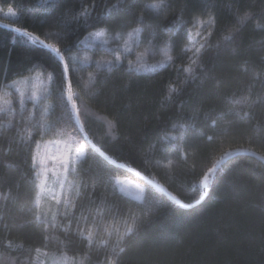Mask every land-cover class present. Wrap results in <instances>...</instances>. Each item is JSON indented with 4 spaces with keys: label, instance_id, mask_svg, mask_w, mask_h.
I'll use <instances>...</instances> for the list:
<instances>
[{
    "label": "trees",
    "instance_id": "obj_1",
    "mask_svg": "<svg viewBox=\"0 0 264 264\" xmlns=\"http://www.w3.org/2000/svg\"><path fill=\"white\" fill-rule=\"evenodd\" d=\"M133 29L138 45L123 55L83 45L97 30ZM44 45L59 49L67 72ZM146 47L155 54L145 63L160 61L163 49L172 60L130 70ZM79 52L86 64L71 62ZM33 73L49 77L42 100L13 98L0 111V264H35L39 253L70 264H264V162L254 156L210 173L191 208L143 181L142 200L114 183L133 176L125 166L191 204L224 158L249 151L264 159V0H0V95ZM72 106L92 144L118 165L88 145L68 179L89 187L71 191L54 220H37L35 144L63 127L84 141Z\"/></svg>",
    "mask_w": 264,
    "mask_h": 264
},
{
    "label": "rangeland",
    "instance_id": "obj_2",
    "mask_svg": "<svg viewBox=\"0 0 264 264\" xmlns=\"http://www.w3.org/2000/svg\"><path fill=\"white\" fill-rule=\"evenodd\" d=\"M97 31L89 34L83 43L84 46L91 43H99L117 56L130 52L138 45L137 41L139 42L138 33L128 40L127 46L125 45V40L128 39L127 33L129 31L121 35H110L105 32V36L97 40L94 39L92 35ZM193 33L194 32H192V34ZM103 40H107L108 43H103ZM196 40L195 33V38L191 39V44L194 45ZM151 49L152 48L149 47L143 49L137 58H140L142 54H147L143 55V58L138 59L136 62L144 64L146 58L154 53ZM165 53L168 55V51L163 49L160 61L145 63L146 68L141 70V72H151L148 68L152 66H155L154 70H156L157 67L160 68L161 64L167 61ZM70 60L73 64H86L88 61L83 52L71 56ZM48 83L49 77L42 76L38 73H33L11 82L3 89L0 95V111L9 108L13 98H17L21 105L27 101L36 105L42 100L45 90H47ZM12 95L14 96L12 97ZM51 136L53 137L50 139L37 142L34 149L35 166L37 169L35 205L38 215L44 219L53 217V214L61 209V205H65L63 202L64 198L68 197L70 193L69 185L71 181L68 179V173L71 170L66 171L63 165L73 154L76 147L85 144L74 130H67L66 127L55 130ZM74 141H78V143H74ZM115 181H119L120 183L117 185ZM114 183L123 195L136 200L143 199L145 193L144 183L136 177L131 175L117 176L114 178ZM121 189L123 191H121ZM57 201L60 202L57 203ZM35 264H70V259L65 255L58 257L52 253H39L35 259Z\"/></svg>",
    "mask_w": 264,
    "mask_h": 264
},
{
    "label": "snow or ice",
    "instance_id": "obj_3",
    "mask_svg": "<svg viewBox=\"0 0 264 264\" xmlns=\"http://www.w3.org/2000/svg\"><path fill=\"white\" fill-rule=\"evenodd\" d=\"M162 5H152V7H161ZM17 32L20 31L19 28L16 29ZM140 29H133L132 31H129L127 33V37L128 39L125 40V45L127 46L128 44V40H130L131 38H133L134 36H136L138 33H139ZM22 35H24L25 37H27L29 40H31L33 43H39V44H44V42L42 40H40V37L38 35H34L33 33L25 30ZM93 35V38L94 39H97V40H100L102 39L104 36H105V31L101 30V31H97L95 33L92 34ZM227 38H231V37H227ZM103 43L107 44L108 41L107 40H103ZM138 43V41H137ZM45 47H48L52 52L54 53H57L59 54V49H56V48H52V46L50 45H44ZM200 53V49H197L196 50V53L195 55H199ZM147 53L145 54H142V56L138 59H142L143 58V55H146ZM165 56H166V59L167 60H172V57L171 56H168L166 53H165ZM60 59H63V57L61 56ZM191 60V63L192 64H195L196 63V60L193 59V58H189ZM116 62L118 63L119 62V57L116 58ZM98 63H101V62H98ZM103 63H112V62H103ZM164 65L161 64V67H163ZM146 68V65L143 64V63H137L135 65H133L132 62H129V69L130 70H135L137 72L141 71V70H144ZM155 69V66H152L151 68H148L149 71H152ZM186 72H191L192 69L189 67V68H186L185 69ZM64 72H67V65L64 66ZM175 89L169 85V92L171 93L172 91H174ZM77 112L79 113V110H77ZM69 116H71V112H69ZM113 122L112 121H109V124L111 125ZM74 143H78V141H74ZM90 142H88L86 140V137H85V144H82V145H79L78 147H76L74 149V152L73 154L64 162V168L66 171L68 170H71L73 172H75L77 169H76V165L77 164H81L83 163L84 161H86L88 159V154H89V145ZM103 155V154H101ZM105 159H107V157H105ZM112 164H115V161H111ZM33 164L34 166L36 165V161H35V158H33ZM214 169H209V173L213 172ZM115 183L118 185L120 182L119 181H115ZM205 186H207V178L205 177ZM81 187H84L85 189H87L89 187L88 184H70L69 185V191H75L76 195L79 196L80 195V188ZM92 189L93 191L95 190V186L93 185L92 186ZM121 191H123L121 189ZM60 201H57V203H59ZM64 204L65 206L67 207L68 205H70L72 203L71 199H69L68 197H65L64 198ZM41 219V216L40 215H37V220H40ZM55 219V214H53V220ZM137 231V227L136 225L134 224L133 226H130L127 231H125L123 234H120L118 235V238H117V241H116V245L115 247H119V244L121 242H123L127 237H130L131 235H133L134 232ZM89 242L91 243V240H89ZM115 247L113 248V251H115ZM120 251L122 252L123 249H120Z\"/></svg>",
    "mask_w": 264,
    "mask_h": 264
},
{
    "label": "water",
    "instance_id": "obj_4",
    "mask_svg": "<svg viewBox=\"0 0 264 264\" xmlns=\"http://www.w3.org/2000/svg\"><path fill=\"white\" fill-rule=\"evenodd\" d=\"M14 31H16L15 29H13ZM17 32V31H16ZM17 33H23L21 31L17 32ZM48 48V47H47ZM49 49V48H48ZM50 50V49H49ZM51 51V50H50ZM52 52V51H51ZM54 53V52H53ZM56 56L58 58V60L62 63L63 67L65 66V63L63 61V59H60V56L56 53ZM72 111H73V117H74V121H75V124L77 126V129L78 131L80 132L82 138L84 139L85 141V137H86V140L89 143V146L94 149L97 153H99L100 155L102 154L99 149H97L93 144L92 142L90 141V139L87 137V135L85 134V132L83 131L78 119H77V116H76V112H75V109L74 107L72 106ZM237 155H249V156H254L255 158L259 159L260 161L264 162V159L261 157V156H258L252 152H249V151H238V152H235L231 155H229L228 157L224 158L222 161H220L218 164H216L213 168L211 169H214V171H216L226 160H228L229 158H232V157H235ZM104 158L106 157L104 154L102 155ZM107 161H109L111 163V160L110 159H106ZM115 165H118V164H115ZM119 167L123 168L124 170H126L127 172H129L130 174H132L133 176L137 177L138 179H140L141 181L153 186L154 188L158 189L160 192H162L163 194H165L167 197H169L170 199L174 200L176 203H178L180 206H182L183 208H191L195 205H197L198 203H200L203 198L205 197V191H206V188L207 186H205V177L207 178V176L210 174L209 171L203 176L202 178V181H201V190L203 191V194L202 196L196 200L195 202L191 203V204H184L182 202H180L178 199H176L175 197H173L171 194H169L165 189H163L161 186L157 185L156 183L150 181L149 179L145 178L143 175H141L140 173L128 168V167H125V166H121L119 165ZM212 173V172H211Z\"/></svg>",
    "mask_w": 264,
    "mask_h": 264
}]
</instances>
